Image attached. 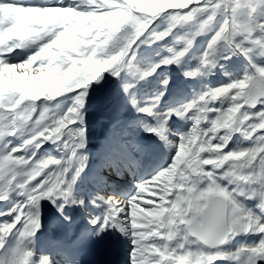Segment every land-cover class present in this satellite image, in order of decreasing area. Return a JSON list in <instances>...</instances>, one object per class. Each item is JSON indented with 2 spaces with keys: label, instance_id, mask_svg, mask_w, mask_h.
Here are the masks:
<instances>
[{
  "label": "snow or ice",
  "instance_id": "obj_1",
  "mask_svg": "<svg viewBox=\"0 0 264 264\" xmlns=\"http://www.w3.org/2000/svg\"><path fill=\"white\" fill-rule=\"evenodd\" d=\"M161 19L166 27L153 31ZM185 26L179 47L147 68L133 63L140 43L165 41ZM202 35L208 40L189 70L183 58ZM17 50L27 55L11 62ZM233 56L246 62L242 74L225 71L229 82L205 85L194 101L161 110L168 78L150 97L137 94L136 85L162 67L203 77ZM257 59L264 60V0H0V201L13 192L21 198L0 211L9 218L0 220V264H79L83 246L111 231L128 241L129 264H264V63ZM105 76L115 81L101 93L110 113L107 148L85 192V113L90 89L103 87ZM61 99L66 108L50 111L49 102ZM218 102L227 106L212 107ZM173 117L191 127L173 131ZM140 131L162 142L170 160L130 194L105 191L102 170L130 171L145 151ZM25 134L10 147V137ZM237 134L247 146L230 147ZM45 144L57 145L60 156L38 157ZM44 201L56 213L49 229L64 231L37 251ZM73 209L84 216L82 227Z\"/></svg>",
  "mask_w": 264,
  "mask_h": 264
},
{
  "label": "rangeland",
  "instance_id": "obj_2",
  "mask_svg": "<svg viewBox=\"0 0 264 264\" xmlns=\"http://www.w3.org/2000/svg\"><path fill=\"white\" fill-rule=\"evenodd\" d=\"M71 0H65V4H69ZM219 20V18H218ZM167 21L161 19L157 22L155 28L153 31H160L167 25ZM175 31V36H170L166 38L165 41L157 42L154 44H148V43H140L139 47L136 49L135 57L133 59V63L136 64L140 68H147L150 66L151 63L155 62L160 58V56L166 55V49L168 47H179L176 43V37L183 36L186 32H188V28L185 27H179ZM143 40L147 41L151 39V32L146 33L144 37H142ZM208 40L207 35L198 36L194 41L192 47L189 49V52L187 55L183 58L182 66L186 67L187 69H193L198 66V61L193 59L192 57L197 56L202 52L203 47L205 46L206 42ZM139 43V42H138ZM16 55H19V57H16L15 59L11 60V62H20L22 61L25 56L27 55L26 51L17 50L15 52ZM222 53L218 52V55ZM257 63H264V60L257 59ZM246 62L241 57L233 56L230 61H224L220 60L218 61L217 67L212 69V72L210 75L207 76H197L193 78H186L181 74L180 69H178L175 65H170L167 67H162L157 70V72L152 76L149 77L145 81H140L136 85L137 94L141 97L148 96L150 97L154 92L163 90L160 81H162L165 78H168L169 83L172 84L173 82H179L181 84H189V93H190V101L195 100V94L196 92L203 91L204 86L207 85L209 87H216L221 84L229 82V75H239L242 74L243 67L245 66ZM220 65H224V67H221ZM225 71L229 73V75L225 74ZM175 80V81H173ZM103 87L99 85H93L92 89H90V95L93 98V103L91 106L88 107L87 112L85 113V120L87 124V135H91L93 133L94 128H92L91 123L94 121V119H97L101 117L103 118H109L110 113L108 112V108L106 105L103 104L101 100V93L111 87L114 86L115 81L110 76H105V80L101 82ZM193 84V85H192ZM191 87V88H190ZM53 101L49 103V109L50 111L60 113L62 112L66 106L67 101L60 104V108L55 110ZM168 106H175L172 104H169V100L166 97V94L161 100L160 109L165 110ZM221 106H227L225 103L224 105H221L219 102L215 105H212V107H221ZM164 108V109H163ZM257 109H252L251 111L255 112ZM135 114H133L134 116ZM188 123L185 124V130H188L191 127V121L186 120ZM188 124V125H187ZM170 128L174 130V125L172 124L171 120L169 121ZM183 131V132H184ZM177 132V131H176ZM27 138V134L25 136H22L20 139H18L20 142ZM247 146V141L243 140L242 135L237 134L233 136L232 143L230 144V147L234 146ZM29 148H31L29 146ZM170 155L172 153L169 151ZM129 260V258H128Z\"/></svg>",
  "mask_w": 264,
  "mask_h": 264
},
{
  "label": "bare ground",
  "instance_id": "obj_3",
  "mask_svg": "<svg viewBox=\"0 0 264 264\" xmlns=\"http://www.w3.org/2000/svg\"><path fill=\"white\" fill-rule=\"evenodd\" d=\"M17 2L55 4L56 0H17ZM241 58L243 59V57ZM169 85H170V93H171V97L169 98V104L171 103L172 105H175L173 102L174 101L180 102L178 98H181V97H183L182 102L184 103L189 102L190 89L189 87H187L186 84H181L179 82H173L172 84H169ZM53 102L55 104H52V105H54L55 110H57L60 108V104L64 103L65 101L61 99V100H56ZM101 117L94 119V121H92L91 126L92 128H94V131L93 133H91V135H88L89 151H87V154L89 156V166H88V169H86L85 179L82 181V188L84 189L85 192L92 190V184L89 182L88 177L92 176L93 174H95L97 171L100 170V168L93 167L94 160L97 159L103 162V157H104V154L107 148V136H108V130L110 127V121H108V118L105 117L103 119L106 120L107 122L100 123V121L102 120ZM171 120L172 122H174V128L178 132L184 131L185 124L188 123V121L186 122V120H178L175 117H173ZM137 138L140 141L147 142L151 137H148L145 133L140 131ZM9 139L11 140L10 147L21 143L15 137H10ZM153 148H155V142L153 143ZM165 149L167 148L165 147ZM31 150H32L31 148L28 149L29 154L31 153ZM37 156L38 157L40 156L59 157L60 150L57 147V145L45 144L37 152ZM135 156H136L137 163H136V166L130 171H125L117 175L111 169L104 168L102 170V174L106 177L107 182H108V186L105 188V191H108L109 193L115 191L117 194H125V195L130 194L134 190L135 185L141 179L148 177L150 174H153L160 167H162L165 163H167L171 157L168 151H165V154L162 157L152 158L148 162H143L142 158L137 156V153L135 154ZM18 199H21V198L16 196L14 192L11 193L8 200L0 201V211H6L11 206V203ZM41 210H42V219L45 224V227L42 230L50 231L51 229H49L50 226L48 227V222L49 220H51V218H53L56 215L55 209L47 201H44L42 202ZM73 211L77 215L80 214L79 209H73ZM4 219H9V218L0 216V220H4ZM106 239L112 245L113 244L115 245V243H117L119 240L123 241L127 249V254H129L130 245L128 241L124 237H122L118 232H115V231L108 232ZM247 239H253V238L248 237ZM244 240H245V237H242V236L237 237L236 240H234L229 245V247L234 248L237 246V244L243 242ZM128 258H129V255H128ZM57 260L59 259L57 258ZM225 262L229 264L228 261H225ZM127 264H129L128 259H127Z\"/></svg>",
  "mask_w": 264,
  "mask_h": 264
}]
</instances>
